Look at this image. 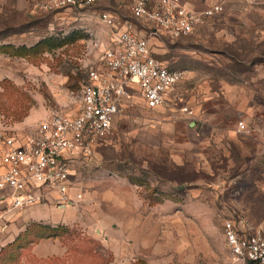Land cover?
<instances>
[{"label": "rangeland", "instance_id": "1", "mask_svg": "<svg viewBox=\"0 0 264 264\" xmlns=\"http://www.w3.org/2000/svg\"><path fill=\"white\" fill-rule=\"evenodd\" d=\"M40 1L0 0V148L4 133L27 134L55 111L77 110L84 68L99 67L110 43L101 12L129 21L157 59L185 73L155 110L133 86L113 134L74 163V201L49 225L65 231L49 239L64 254L45 264H230L225 220L243 215L264 229V159L252 137L240 138L245 152L230 141L240 122L248 125L242 97L264 86V0H188L197 10L224 11L179 41L152 38L109 0L49 12ZM89 32L99 35L100 48ZM32 224L44 225L26 227Z\"/></svg>", "mask_w": 264, "mask_h": 264}, {"label": "built area", "instance_id": "2", "mask_svg": "<svg viewBox=\"0 0 264 264\" xmlns=\"http://www.w3.org/2000/svg\"><path fill=\"white\" fill-rule=\"evenodd\" d=\"M101 0H41L44 11L88 9ZM123 6L131 17L150 28L152 38L185 39L224 11L215 5L202 11L185 0H111ZM110 31V43L99 67L85 66L87 83L77 93L74 112L55 111L30 133H4L0 150V201L12 210L56 204L66 209L70 197L74 163L94 154L99 142L113 134L123 101L137 86L145 105L158 109L167 104L170 93L183 81L184 71L170 69L153 54L149 38L130 23H122L108 11L99 15ZM91 45L100 48L99 35L89 32ZM88 53V52H87ZM188 111V108H185ZM238 131L252 136L256 130L240 122ZM57 195V199L54 195ZM82 195H77L76 201ZM230 264H264V229L238 215L224 222Z\"/></svg>", "mask_w": 264, "mask_h": 264}, {"label": "crops", "instance_id": "3", "mask_svg": "<svg viewBox=\"0 0 264 264\" xmlns=\"http://www.w3.org/2000/svg\"><path fill=\"white\" fill-rule=\"evenodd\" d=\"M109 1L112 5L114 4L111 2V0ZM103 2L104 0H101L98 4H96V6L97 5L102 6ZM185 3L190 8L197 10L196 6L192 5L190 1L185 0ZM114 5L117 6L119 9H124L123 6H119L116 4ZM197 11H202V10H197ZM121 22L130 23L127 20L125 22L123 21ZM203 26L199 28H202ZM107 37L110 40L109 29L107 30ZM253 97H252L253 99L252 98L249 99L248 96L242 97V101L239 103L242 104L243 112H240V115L245 118L248 125L254 124V126H257L256 132L250 137H252L254 149L256 152V157H260L264 159V86H262L261 92L255 91ZM230 135L232 139L230 140L231 143L232 144L237 143V145H240L243 150L246 145H244V143L241 142L240 138L246 140L247 139L246 137L249 136L245 137V135H242L241 133H237L236 131H231ZM233 139H239V140H235V142H233L234 141ZM243 152H245V150H243ZM246 162L247 161L245 160L244 164ZM54 198L57 199L56 194L54 195ZM54 205L56 204L52 203L47 205H37L31 208L24 209L22 210V212H20L21 210L10 209L7 206V202L1 200L0 201V250L6 245L12 243L18 237L19 233L31 222H42L48 225H55V223H58V221H60V216H61L60 210L63 211L65 209L60 208L57 205L56 206ZM18 215H20L19 220H18ZM33 254L38 260H50L62 256L64 254V251L62 250L60 245L55 244V242H53L52 240H45L40 244L36 245V247L33 250Z\"/></svg>", "mask_w": 264, "mask_h": 264}, {"label": "trees", "instance_id": "4", "mask_svg": "<svg viewBox=\"0 0 264 264\" xmlns=\"http://www.w3.org/2000/svg\"><path fill=\"white\" fill-rule=\"evenodd\" d=\"M53 227L47 224H32L26 227L23 234L18 235L12 243L0 250V264H21L25 258V252L30 247H34L42 240L64 236L65 231L59 234ZM26 259L28 264H45V260H38L35 257L27 256Z\"/></svg>", "mask_w": 264, "mask_h": 264}]
</instances>
